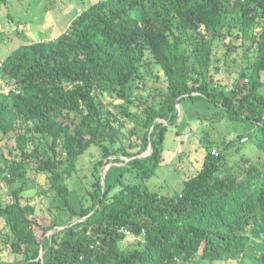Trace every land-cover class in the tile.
<instances>
[{
    "label": "trees",
    "instance_id": "1",
    "mask_svg": "<svg viewBox=\"0 0 264 264\" xmlns=\"http://www.w3.org/2000/svg\"><path fill=\"white\" fill-rule=\"evenodd\" d=\"M8 37L0 27V264H243L253 255L264 238V0H98L57 37L2 57ZM239 58L233 85L222 86L223 67ZM183 102L198 118L215 105L253 128L203 148L178 190L153 188ZM245 137L258 156L230 162L223 149L241 151ZM85 161L88 182L76 192L68 180Z\"/></svg>",
    "mask_w": 264,
    "mask_h": 264
},
{
    "label": "rangeland",
    "instance_id": "2",
    "mask_svg": "<svg viewBox=\"0 0 264 264\" xmlns=\"http://www.w3.org/2000/svg\"><path fill=\"white\" fill-rule=\"evenodd\" d=\"M96 1L98 0H10L8 4L2 7L0 14V24L2 26L0 27H3L7 34L12 35L13 39L10 40L8 37L2 44V57H6L11 51L23 43L36 40L44 41L57 37L60 33L66 31L68 25L71 24L80 12ZM222 52L223 49L220 51V56ZM242 65H245L244 60L239 58L236 62H231L227 69L223 67L218 77L219 83L226 88L231 87L236 78V71ZM150 85L152 86L151 83ZM151 90L153 91L154 89L150 88L145 90L144 96H150ZM195 106H192V108ZM178 107L180 114L178 124L169 128L164 143V161L158 171V175L149 181L152 187L154 185L155 187L159 186L162 190L168 189L169 186L175 190L181 187L180 183L184 177L183 174H189V168H195L197 166L198 162L197 164H193L194 162L191 161L196 159L195 156L199 158V154L204 151L203 148L209 149L213 146L218 148L224 140L229 141L233 137H236V132L246 133L253 128V124L250 122H245L244 124L227 122V119L222 114L217 113V107L215 105H212L211 111L213 113L204 115V117L201 116L200 118H198L200 115L198 116L196 109L190 110V108H187L186 102H183L181 107ZM202 107L205 109L204 106ZM237 146L238 144H230L227 149H223V152L228 154L230 162L239 159L243 154L254 156V159L258 156L257 147L253 140L243 143L241 145L242 150L239 152L236 151ZM3 151L5 155L2 153ZM183 151L188 153V157L180 163L179 158ZM0 153V164L2 165L4 160H6V156L8 157L7 149H3L0 146ZM80 165V172L74 174L68 180L70 188L75 191L77 190L76 192H79L78 190H80L81 185L87 184L88 178L84 175L90 173L87 161ZM167 179H173L169 185H167ZM41 180L45 185H48L43 176ZM75 194L78 196L79 193ZM49 204V199L45 198L42 201L39 200L38 207L43 212V208L45 211ZM53 209V212L59 214L60 218H68L58 208ZM49 216L52 218L53 214L46 215V221L49 220ZM2 226L0 222V227ZM252 245L254 253L244 263L242 262L243 264H259L260 262L261 256L264 253V238L254 239ZM7 258L13 260L15 256L12 255ZM230 264L239 263L232 262Z\"/></svg>",
    "mask_w": 264,
    "mask_h": 264
},
{
    "label": "built area",
    "instance_id": "3",
    "mask_svg": "<svg viewBox=\"0 0 264 264\" xmlns=\"http://www.w3.org/2000/svg\"><path fill=\"white\" fill-rule=\"evenodd\" d=\"M247 140H248V137H245V138H243V140H242V141H243V142H246ZM214 153H216V154H217V153H218V150H214Z\"/></svg>",
    "mask_w": 264,
    "mask_h": 264
}]
</instances>
